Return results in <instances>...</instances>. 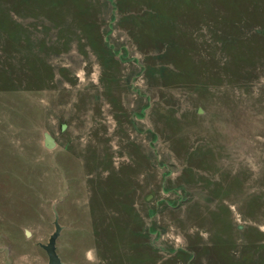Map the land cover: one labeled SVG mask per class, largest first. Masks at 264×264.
I'll return each instance as SVG.
<instances>
[{
    "label": "rangeland",
    "instance_id": "1",
    "mask_svg": "<svg viewBox=\"0 0 264 264\" xmlns=\"http://www.w3.org/2000/svg\"><path fill=\"white\" fill-rule=\"evenodd\" d=\"M263 30L264 0H0V264H47L54 210L64 264H264Z\"/></svg>",
    "mask_w": 264,
    "mask_h": 264
},
{
    "label": "water",
    "instance_id": "2",
    "mask_svg": "<svg viewBox=\"0 0 264 264\" xmlns=\"http://www.w3.org/2000/svg\"><path fill=\"white\" fill-rule=\"evenodd\" d=\"M257 31L260 32V30ZM43 143L44 146L48 149H51L55 146L54 138L48 132L44 133ZM53 225H54V230L50 234L47 242L39 243V245L45 250L47 254V264H64L56 251V239L59 236L63 226L59 223L58 214L55 210H54ZM25 235L29 236V232L25 231Z\"/></svg>",
    "mask_w": 264,
    "mask_h": 264
}]
</instances>
